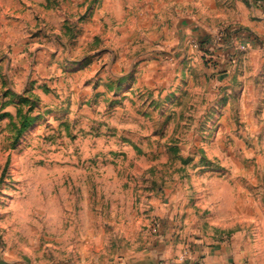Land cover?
I'll use <instances>...</instances> for the list:
<instances>
[{"label":"rangeland","instance_id":"obj_1","mask_svg":"<svg viewBox=\"0 0 264 264\" xmlns=\"http://www.w3.org/2000/svg\"><path fill=\"white\" fill-rule=\"evenodd\" d=\"M205 1L0 0V264H264V74Z\"/></svg>","mask_w":264,"mask_h":264},{"label":"crops","instance_id":"obj_2","mask_svg":"<svg viewBox=\"0 0 264 264\" xmlns=\"http://www.w3.org/2000/svg\"><path fill=\"white\" fill-rule=\"evenodd\" d=\"M229 1L232 10H234L230 15V23H233V26L239 32L232 35L231 38L235 40L229 46L224 45V37L213 52L221 57L219 59L221 62L225 61L224 67L227 68L230 65V68H232V63H235L239 54L242 53L238 52V46L243 44L246 46L245 52H247L246 57L250 61L248 62L249 65H255L259 72L262 71L264 74V0H245L246 4L239 0ZM207 2L209 3L207 4L205 1L203 6L213 8L210 4L213 3L212 0H207ZM262 81L264 82V79ZM208 255H210V252H208ZM142 256L143 258L137 260L136 264H158V259L154 258L152 254L145 253ZM185 256L183 259L182 253H180L177 258L172 260L164 258L165 262L163 264H202L200 260H196V257H199L198 254L190 253ZM204 261L207 262L208 260Z\"/></svg>","mask_w":264,"mask_h":264},{"label":"built area","instance_id":"obj_3","mask_svg":"<svg viewBox=\"0 0 264 264\" xmlns=\"http://www.w3.org/2000/svg\"><path fill=\"white\" fill-rule=\"evenodd\" d=\"M246 49V46L241 44L238 46V52H243Z\"/></svg>","mask_w":264,"mask_h":264}]
</instances>
